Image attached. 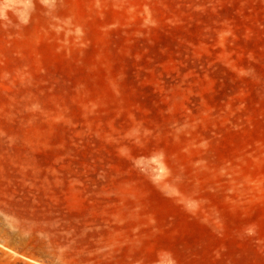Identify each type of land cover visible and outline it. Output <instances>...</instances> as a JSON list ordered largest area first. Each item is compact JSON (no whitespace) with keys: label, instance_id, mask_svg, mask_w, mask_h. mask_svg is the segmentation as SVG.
<instances>
[{"label":"rangeland","instance_id":"obj_1","mask_svg":"<svg viewBox=\"0 0 264 264\" xmlns=\"http://www.w3.org/2000/svg\"><path fill=\"white\" fill-rule=\"evenodd\" d=\"M0 264H264V0H0Z\"/></svg>","mask_w":264,"mask_h":264}]
</instances>
